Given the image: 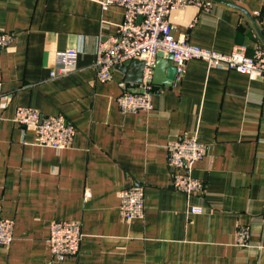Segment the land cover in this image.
<instances>
[{
    "label": "crops",
    "instance_id": "1",
    "mask_svg": "<svg viewBox=\"0 0 264 264\" xmlns=\"http://www.w3.org/2000/svg\"><path fill=\"white\" fill-rule=\"evenodd\" d=\"M209 1L172 11L175 38L222 54L264 47V0ZM123 15L101 0H0V32L14 34L0 52V219L14 222L0 264H264V79L198 60L178 79L164 54L154 109L123 114L117 98L138 85L120 68L99 82L96 68ZM70 48L82 51L76 71L51 78ZM19 107L63 115L76 128L71 147L39 146L36 130L14 122ZM184 136L207 145L193 173L204 190L191 198L172 188L168 164V144ZM128 189L144 191V218L121 216ZM58 221L81 224L77 257L52 261Z\"/></svg>",
    "mask_w": 264,
    "mask_h": 264
},
{
    "label": "built area",
    "instance_id": "2",
    "mask_svg": "<svg viewBox=\"0 0 264 264\" xmlns=\"http://www.w3.org/2000/svg\"><path fill=\"white\" fill-rule=\"evenodd\" d=\"M196 5L208 10L209 0H101L104 9L118 6L123 9V21L116 36L101 42L97 48V80L105 83L113 78L118 66L135 59L143 60L144 71L141 85L130 88L117 98L123 114L151 112L153 98L158 93L154 87V72L160 53L172 57L177 78L181 79L190 61L205 62L211 67H223L251 79H264V47L259 46L252 56L247 49L237 46L230 54L190 44L186 39L174 36L175 26L170 22L172 11ZM14 34L0 32V52L10 46ZM82 51L70 48L57 53L56 67L51 70V78L67 76L77 69V61ZM14 122L25 129H34L38 145L56 150L70 148L76 128L63 115L44 116L38 110L19 107ZM168 164L172 170V188L191 198L204 190L202 181L194 177L195 164L207 154V145L194 136L179 137L168 144ZM145 194L142 189H128L120 193V212L125 220L142 219L145 214ZM193 214L202 210L192 207ZM14 222L0 219V247H9L13 240ZM81 224L73 221L53 222L49 229L48 246L52 261H64L77 257L81 250ZM247 228L238 230V245H246Z\"/></svg>",
    "mask_w": 264,
    "mask_h": 264
},
{
    "label": "water",
    "instance_id": "3",
    "mask_svg": "<svg viewBox=\"0 0 264 264\" xmlns=\"http://www.w3.org/2000/svg\"><path fill=\"white\" fill-rule=\"evenodd\" d=\"M213 1H220V0H213ZM164 54H159V60L157 61V64L155 66V77H154V83H157L156 76L159 78L160 74H162L163 68L166 65L164 60H162ZM170 59L172 57L170 56ZM144 61L140 59H135L130 62L124 63L122 66H118L117 69H121L123 72L128 73L127 75V82L133 84V85H141L142 79H143V71H144ZM128 69H130L128 71ZM176 71V69H175Z\"/></svg>",
    "mask_w": 264,
    "mask_h": 264
}]
</instances>
